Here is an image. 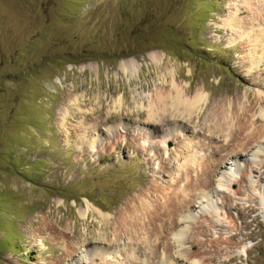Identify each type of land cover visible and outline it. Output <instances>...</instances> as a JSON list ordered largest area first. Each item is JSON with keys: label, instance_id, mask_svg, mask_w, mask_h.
Listing matches in <instances>:
<instances>
[{"label": "rangeland", "instance_id": "1", "mask_svg": "<svg viewBox=\"0 0 264 264\" xmlns=\"http://www.w3.org/2000/svg\"><path fill=\"white\" fill-rule=\"evenodd\" d=\"M247 1L0 0V264L146 261L150 251L141 246V256L129 241L105 260L75 247L114 239L116 219L137 197H158L153 190L172 181L166 170L176 174L172 157L197 128L173 125L161 154L163 129L154 135L148 119L157 90L176 79L211 99L264 94V62L254 68L248 59L254 33L225 26L237 7L240 23L253 19ZM263 25L264 17L253 27ZM254 152L218 169L232 180L247 175L253 194L217 184L232 199L215 192L214 211L193 210L196 221L213 212L223 227L207 237L241 231L235 203L255 206L262 227L252 229L264 232V148ZM238 241L231 254L246 259L252 248L248 264H264V236Z\"/></svg>", "mask_w": 264, "mask_h": 264}, {"label": "bare ground", "instance_id": "2", "mask_svg": "<svg viewBox=\"0 0 264 264\" xmlns=\"http://www.w3.org/2000/svg\"><path fill=\"white\" fill-rule=\"evenodd\" d=\"M247 4L250 8L257 7L253 19L248 23H240L238 16L244 11L237 7L225 21V26L237 27L243 34L246 29L248 34L254 33L255 45L249 49L248 59L251 67L258 68L264 62V25L258 31H255L253 25L264 17V0H248ZM175 80L167 87L169 90H157L153 105L148 107V119L152 122L154 135L163 129L161 133L164 135L155 146L161 154L168 151L166 140L171 136L168 129L173 125L181 126L180 123L186 119L188 124L197 128L189 129L188 143L180 145V150L172 157L178 166L176 174L166 170L172 181L162 192L157 187L153 190L158 196L154 200L152 192L147 199L137 197L131 210H126L112 225L114 239H99L96 242L98 244L84 239L75 250L105 260L102 257L104 254L111 253V249L121 241H129L141 256L144 255L143 249L150 251L145 260L149 258L151 261L147 264H152L157 259L159 264H189V261L195 264H248L254 249L246 251V259L231 254L229 250L240 244V235L244 240L254 239L257 235L264 236V232L252 229L254 224L262 227L255 206L235 203V208L239 209L241 231L230 233L227 239L207 237L209 233L218 231L221 224L216 222L213 212L204 216V221H196L193 210L204 209L206 206L213 210L212 196L215 192H220L226 201L232 199L226 191L217 190V184L221 187L227 185L229 188L237 185L238 188L232 191L234 196H250L254 193L255 187L247 175L239 180H232L225 177V174L218 173V169L222 168L225 160L237 164L245 157L254 156L255 149L263 150L264 94L253 96L248 91L244 96H219L211 99L204 92V87L194 92L190 87L177 85ZM249 81L258 87L256 81L250 78ZM260 87L263 90L264 84ZM210 147L213 148L209 152ZM206 151L209 152L208 155H205ZM171 155L173 154L170 153L169 156ZM261 162L264 169L263 161ZM165 167L169 169L167 165ZM250 171L252 174L258 173L254 168ZM259 180L264 181V177L260 175ZM257 199L255 196V200ZM186 245L189 246L187 250L183 248ZM146 261L142 264H146ZM255 261L260 264L259 258L255 257Z\"/></svg>", "mask_w": 264, "mask_h": 264}]
</instances>
